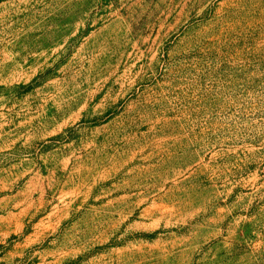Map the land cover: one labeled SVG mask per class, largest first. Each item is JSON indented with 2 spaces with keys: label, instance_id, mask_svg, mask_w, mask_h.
<instances>
[{
  "label": "rangeland",
  "instance_id": "rangeland-1",
  "mask_svg": "<svg viewBox=\"0 0 264 264\" xmlns=\"http://www.w3.org/2000/svg\"><path fill=\"white\" fill-rule=\"evenodd\" d=\"M0 264H264V0H0Z\"/></svg>",
  "mask_w": 264,
  "mask_h": 264
}]
</instances>
